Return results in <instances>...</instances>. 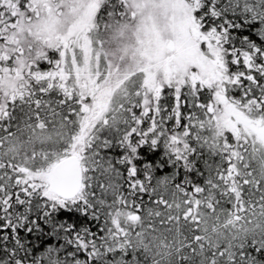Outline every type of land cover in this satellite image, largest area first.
<instances>
[{
  "label": "snow or ice",
  "instance_id": "1",
  "mask_svg": "<svg viewBox=\"0 0 264 264\" xmlns=\"http://www.w3.org/2000/svg\"><path fill=\"white\" fill-rule=\"evenodd\" d=\"M0 264H264V0H0Z\"/></svg>",
  "mask_w": 264,
  "mask_h": 264
}]
</instances>
